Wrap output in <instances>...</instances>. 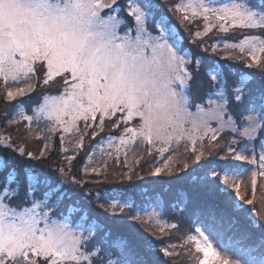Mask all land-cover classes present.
I'll return each instance as SVG.
<instances>
[{
    "label": "snow or ice",
    "instance_id": "obj_1",
    "mask_svg": "<svg viewBox=\"0 0 264 264\" xmlns=\"http://www.w3.org/2000/svg\"><path fill=\"white\" fill-rule=\"evenodd\" d=\"M143 2L145 7L153 6L151 0ZM119 7L117 0H0V80L6 86L7 98L15 101L17 97H23L33 90V81L38 79L37 72L43 76L42 83L45 86L60 77L57 82L66 86L63 94L46 96L44 103L35 110V119L39 120L40 114H43L50 122L47 127L49 133L62 130L65 136L71 134L76 140L77 150L84 148V136L89 129H92L95 138L104 131L105 120L116 117L118 113L123 119L120 122L113 120L112 127L119 128L120 123L128 125L136 118L138 124L136 127H125L118 142L114 136L107 138L105 146L112 150L106 153L108 156L115 153L118 157L122 148L134 145H147L162 155L169 152L173 145L183 144L185 149L191 146V151L195 153L198 141L217 140L219 130L211 126V121L219 122L223 127L222 114L227 101L217 103L209 99L208 109L196 105L195 113L190 110L185 89L189 87L192 75L185 65L191 60L188 53L180 54L182 47L178 33L174 29L167 35L165 29H161L156 36L148 33L145 27L146 13L139 4L133 3L128 11L134 17L136 35H131V30L121 35L118 29L123 21L114 14ZM109 8L112 9L111 13L101 15L104 9ZM176 10L190 12L193 18H203L205 30L203 33L196 32L197 37L207 35L214 27H218L222 33H229L230 29L264 31V0H256L255 4L233 2L220 6H216V0H187ZM184 19L188 20V15ZM220 46L218 43L213 44V52ZM222 46L226 50H238L241 58L250 61L247 67L251 69L256 65L261 78H264V38L247 35L238 43H223ZM199 63L197 60V70ZM214 71L215 74L210 77L213 81L218 75H223L226 69L218 65ZM247 79H241L239 86L234 89L236 101L241 100ZM21 83L25 86H19ZM215 94L223 95L220 92ZM162 110L171 114L174 129L170 127L169 134L154 138L155 121L152 117ZM259 110L264 111V103ZM98 115L100 118L97 123ZM33 119L25 115L21 107L18 118L9 123L24 120L31 124ZM246 120L243 135L252 141L264 124L255 108ZM80 122H83V131ZM186 123L192 124L191 131L185 129ZM200 129H204L203 132ZM232 130L237 131L235 127ZM65 136L60 137L61 142ZM48 140L50 137L43 144L45 150L49 147ZM0 147L17 151L21 157L38 158L32 152L25 153L23 147L14 148L8 136L0 137ZM204 147L200 144L199 154L195 157L197 161L204 156ZM63 151L66 153L68 149ZM100 151L104 154V149ZM228 152L233 153L235 161H247L256 166V170L252 171L255 196L256 177L264 176V150L259 155V163L255 153L249 158L243 151H236L231 146ZM44 155L45 151H41L39 157ZM95 155L96 151L93 150L87 156L88 164H92ZM124 156L126 159L127 151ZM75 159L74 154L65 156L69 163ZM9 163L15 162L0 157V171L6 169ZM171 163L172 160L168 159L162 167H154L152 175L158 177L165 170L170 173ZM57 170L66 174L63 168ZM23 171L28 181L25 196L32 198L30 207L25 206L19 211L5 202L19 194V171L15 166L9 170L7 181L0 189V264H148L143 258L130 261L124 245L122 249L126 255L119 261L94 245L86 249L92 237V227L85 234V230H81L80 226L73 227L67 218L63 221L53 219L51 213L59 206L62 196L56 203L50 204L51 192H45L43 200H36L35 185L39 178L27 167ZM84 171L87 172L88 168L85 167ZM91 171L100 174L97 167H92ZM233 175L238 178L237 174ZM13 181H17L15 189L10 187ZM224 182H227V178ZM43 183L49 181L45 179ZM221 191L226 192L227 189ZM229 196L236 209L242 207L239 203V186L235 189V195ZM248 203L252 204V201ZM112 207L116 205L112 204ZM133 218L140 219L139 216ZM253 223L258 226L256 222ZM164 227L175 228L176 225L165 224ZM208 230H211L210 225ZM195 232L200 239L189 236L187 242L195 241L196 251L203 253L204 259L200 264H210V257L212 261H218L222 255L227 256L229 253L234 257V264H264V239L260 241L259 247H242L239 240L229 238L225 242L221 239L220 248L223 251L220 252L213 248L208 236L199 227L195 228ZM147 247L149 251L159 250L165 256L173 254L168 247L157 249L151 242ZM223 264H229L228 260L225 259Z\"/></svg>",
    "mask_w": 264,
    "mask_h": 264
},
{
    "label": "trees",
    "instance_id": "obj_2",
    "mask_svg": "<svg viewBox=\"0 0 264 264\" xmlns=\"http://www.w3.org/2000/svg\"><path fill=\"white\" fill-rule=\"evenodd\" d=\"M154 1L152 0V5ZM244 1L249 4L256 3V0ZM180 2L181 0H162L158 7L149 8L153 15L149 11H147V15L153 16L154 28L157 29V25H160L161 28L167 30V33L174 29L181 39L184 30L188 27L179 26L175 20L179 12L176 9ZM142 5L147 8L144 6V2ZM127 6L123 11H117L118 15L126 17L128 15ZM216 30L218 31V27H214L206 37L201 35L203 37L201 38L200 36L198 42L201 44V48L204 50L207 48L206 52L208 53L204 55V58L196 57L195 63L187 66L188 72L192 75L189 90L193 101L198 105H206L208 99L216 93L217 89L223 87L229 106L246 103L243 108L257 109L259 116L263 118L262 124H264V111L259 110L260 105L264 103V78H261L260 73L257 75L255 72L250 73L246 70H233V65H227L221 61V58L208 59L212 56V58H216L225 54L224 50L220 49L222 46L218 47L215 52L212 50L213 44L221 45V35L219 38ZM197 60L200 62L199 70L195 67ZM218 65L226 69L224 73L227 75V80L225 84L221 83L222 86L220 81H213L210 78L211 74H215L214 70ZM234 75H242L250 80L244 86L240 101L235 100L234 89L239 84L235 85ZM52 85L55 87H50L48 92L59 94L63 85L57 81ZM249 99H253V101ZM4 104V99H0V111L5 108ZM14 112L18 113L15 108L12 110V113ZM16 114L13 116L8 113L5 117H9L7 120L9 122L18 118ZM17 124L23 127L25 121L19 120ZM24 127L26 128V125ZM6 129L7 125L2 122L0 137L8 136ZM107 132H100L93 138V133L87 131L84 136L85 146L79 150L76 149V140L75 144L69 147L65 140L61 142L62 135L56 134L52 136L53 140L50 141L47 150L42 147L39 149L40 152L45 151L44 157L40 158L39 153L35 160L28 159L26 156L21 157L17 151L0 147V157L6 161L15 162L14 164L9 163L6 169L0 171L4 181L3 186L7 181L9 170L15 166L19 171V194H23L24 191L26 193L28 181L26 176H23L26 175L23 169L27 167L33 175L39 178V182L35 185L34 197L42 200L45 192H51L49 203L52 204L62 196V199H59V206L51 213L52 217L56 219L68 218L73 226L82 227L86 233V230L92 227V237L89 244L85 246L86 249L94 245L109 252L111 258L117 261L125 258L126 252L122 249V245H124L127 249V258L130 261L143 258L148 261V264H153L154 261L155 264H200L203 253L196 251L195 242H187L189 233H191L190 229L192 227L195 229L196 225L208 229L210 225L211 230L218 233L221 236L220 240L223 239L225 242L231 238L233 241L239 240L242 247H259L260 241L264 239V232L254 226L252 220L244 215L243 209H236L231 199L219 195L214 190L207 188V185L189 183L183 179L180 182L181 180H177L178 178L170 176L152 175V171L157 165L154 159L146 157L145 154L142 153L143 157L137 154L141 151V147L136 152L133 151V155L127 154L126 159L124 155L106 156V158L102 157L96 161V164L93 162L88 164L87 156L91 155L93 150L96 151L95 148L109 134ZM114 133L118 134V130ZM40 140L45 142L47 138L41 136ZM87 140L89 141L87 142ZM16 141L11 140L13 146L18 148V145L15 144ZM28 145L27 150L34 152V148L30 144ZM66 147L68 151L65 153L63 149ZM35 152L38 153V150ZM184 153L185 151L181 150L180 156L185 157ZM68 154L76 156V159L69 164L62 160ZM180 156L176 160H181ZM140 157L141 159H139ZM85 167L88 168L87 172L84 171ZM92 167L99 168L100 174L93 173ZM59 168H63L66 174H61L57 170ZM129 177L131 178L129 179ZM45 179L49 183H43ZM73 181L80 183L76 184ZM16 186L17 181H13L10 185L12 189H15ZM57 188L58 190H56ZM261 197H263V191ZM112 204H115L116 207L113 208ZM153 206L161 208L169 225H176L175 228L171 227L169 231L162 232V239L170 237L175 243L174 252L176 253L168 257L157 251H149L148 243L156 245L159 239L152 241L149 238V233H144L140 227L134 226L130 222L136 220L133 218L134 216H139ZM69 209L73 211L70 212ZM228 218L234 222V226L227 223Z\"/></svg>",
    "mask_w": 264,
    "mask_h": 264
},
{
    "label": "rangeland",
    "instance_id": "obj_3",
    "mask_svg": "<svg viewBox=\"0 0 264 264\" xmlns=\"http://www.w3.org/2000/svg\"><path fill=\"white\" fill-rule=\"evenodd\" d=\"M152 2V0H151ZM162 2V0H155L153 3V6L158 7L159 4ZM187 0H181L180 5L183 3H186ZM233 2H245L244 0H216V6H220L222 4H228ZM136 3L139 4L142 10L146 13L145 18V27L148 31V33H151L152 35L156 36L159 35L161 32L160 25H157V29L153 27V13L149 11V8L143 7V0H117V4L120 6L118 9L119 11H123L125 9V6H127L126 11L128 15L126 17L118 15V12L114 13L117 15V18L122 20L123 23L120 25L118 31L121 35L128 34L129 30H131V35H136V24L134 21V17L129 14L128 8L131 4ZM112 7H116V5H113ZM112 9H104L101 13V15H107L108 13H111ZM147 11L151 15H147ZM188 15L189 19L185 20L184 16ZM179 26H186L187 29L184 30V35L180 39V44L182 47V51L180 54L188 53V57L191 60V63H188L185 65V68L188 70L187 66L190 64H194L196 57H203L207 54L203 48H201V44H199V38L196 36V32L203 33L205 30V22L202 17H196L193 18L191 16L190 12H184L179 11L177 13V16L175 18ZM189 29V30H188ZM188 30V32H187ZM219 38L221 46L223 43H238L240 39H243L244 36L247 35H257L264 38V31L262 30H240L235 29L229 31V33H222L216 30ZM165 34H169L165 32ZM207 35H203V37H206ZM201 36V38H203ZM169 42H172V38H170ZM221 50H224V55H221L220 57L217 56L216 58H208V59H222L221 61L227 63V65H233V70H246L247 72H255L257 75H259V69L256 67V65H253L251 69L247 67V63L250 61L247 60V58H241V54L238 50H226L222 47H220ZM39 65V62H38ZM196 65V64H195ZM44 71L46 72V66ZM38 79L33 81V84L35 85L34 89L31 91H28L25 96L23 97H17L15 101L9 100L7 98V92H6V86L3 83L2 80H0V99H4L5 101V108L0 111V124L4 122V124L7 125V135L10 137L11 140H17L16 145H18L19 149L20 147H23L25 153L31 152L28 151V144H30L34 149V152L32 151L33 155L37 156L40 153L41 147L43 148V144L46 142H42L40 140L41 136H45L46 138L50 137V140L47 142L50 143L52 139V136L59 134L62 136H65L62 130L57 131L56 133H49L47 131V127L50 124L49 121H47L46 117L43 114H40L41 118L39 120L35 119L37 116V112L35 111L37 108H39L43 103L46 96H54V95H62L63 89L60 91L59 94H55V92L51 93L48 92L50 87H55V85H52V83L56 82H50L48 86L43 85L42 80L43 76L37 72L36 73ZM231 78V75H229ZM60 77H57V81H60ZM235 85L240 84L241 79H244L242 75H234L233 76ZM227 80V75L223 73V75H218L217 79L215 81H220L221 83L225 84V81ZM250 80H246L245 84H247ZM190 82V81H189ZM188 82V83H189ZM222 84V85H223ZM244 84V86H245ZM52 85V86H51ZM221 85V86H222ZM19 86L23 87L25 86L23 83H21ZM13 87H15L13 85ZM61 88V87H59ZM220 92L223 95L217 96L214 94L209 99L216 101L217 103H222L223 101H227L225 92L223 87H220L217 89L216 93ZM185 94L189 97V107L190 110H195L196 112V104L194 99L191 97L189 87L185 89ZM208 99V101H209ZM253 101V99H249ZM201 105L205 109H208L210 105ZM246 103H241L238 105H235L233 107L228 105V102L226 103L223 114H222V123L223 127L221 128V124L219 122L213 123L211 126L214 129L219 130L218 131V139L215 141H212L210 139H205L203 141H198L197 143V152L191 151V146H189L187 149H185L184 145L181 144L180 146L173 145L172 149L169 152L163 153L162 155L155 150H151L149 146H127V148H122L120 156L124 155V152L127 151V154H134L133 151L136 152L137 149L140 147L142 148L141 151H139L137 154L139 156H142V153L146 155V157L154 159L157 166H163L164 163L168 162V159L172 160V163L170 164L171 172L169 173L168 170H165L164 173L161 175L164 176H170L171 178H178L177 180L182 179L189 182V183H197L201 185H207L206 187L214 190L221 196H225L230 199L229 194L235 195V189L237 186H239V203L242 205L241 208L244 211V215L249 217L253 222H256L257 227H259L264 232V176H257L256 177V187H255V196L253 195V185H252V171L256 170V166L250 165L247 163V161H235L233 159V153L228 152L229 146L234 148L236 151H243L246 156L251 158L253 153H255L257 157V163H259V155L262 150H264V128L260 130L257 137L249 141L247 137L243 135V129L247 126V120L246 117L250 114H252V110H248L246 108H243ZM200 105V104H199ZM21 107L24 110V114L28 116L34 117L31 124H29L28 121H25L26 128L23 126H20L17 124L14 126V123H11L7 121L9 117H5L8 115V113L13 114V116L17 113H12L13 108L18 111L16 114V117L19 116ZM259 115V113H258ZM260 117V116H259ZM99 115L97 117V123L99 121ZM17 118H14L16 120ZM123 117L120 113L117 114L116 117H112L111 119L105 120V129L103 132L108 131L109 133L106 138H104V141L100 143V145L95 148L96 149V155L93 157V163L96 164V161H98L100 158H106V153L109 151H112L111 149H107L105 146V141L109 136H114L117 138V142L120 136L124 134V128L125 127H136L138 124V118L134 119L132 122H130L128 125H125L123 123H120L119 128L112 127V121L116 120L117 122L122 121ZM261 123H263V118H261ZM14 124V125H13ZM81 124V130L83 131V122H80ZM12 126V127H11ZM29 127H31L32 131L29 132ZM233 127L237 129V131H233ZM118 130V134H115L114 132ZM92 132V130H88V132ZM93 133V132H92ZM99 135V134H98ZM88 136V135H87ZM90 138V136H89ZM67 142V146L71 147L75 141L73 136L71 134H68L65 136L64 139ZM90 140V139H89ZM87 140V142L89 141ZM235 141L236 143H232ZM12 143V142H11ZM200 144L205 145L204 147V156L201 157L199 161L195 159V157L199 154L200 151ZM63 146H66L63 144ZM16 147V146H15ZM14 147V148H15ZM67 148V147H66ZM101 149H104V154L101 153ZM35 150H38V153L35 152ZM181 150H184V156L181 157ZM69 155V154H68ZM117 156L115 153L111 156ZM180 156L181 160H176ZM38 157V156H37ZM143 157V156H142ZM95 159V161H94ZM141 159V157L139 158ZM63 162H66L69 164L65 158H62ZM185 165H187L185 167ZM214 167V168H212ZM237 174L238 178L234 177L233 174ZM174 174V175H173ZM49 175V174H48ZM26 176V175H23ZM168 177V178H170ZM225 178H227V182L225 183ZM3 176L0 174V189H2L3 186ZM191 189H193L191 187ZM221 189H227V191H221ZM263 191V197H261ZM30 198V199H29ZM26 198L25 191L23 194L16 195L15 197L9 198L6 200V203H9V206L16 208L19 211L23 210V207L31 206L32 198L29 197ZM36 200L37 197H34ZM31 200V201H30ZM43 200V199H42ZM252 201V204H249L248 201ZM220 211V210H219ZM221 212V211H220ZM155 213L153 216L152 214ZM52 216V215H51ZM140 219L130 221L132 225L138 226L142 229L144 233H149L150 239L152 241L159 239L156 243L157 249L162 248H169V251H171L173 254L175 250V243L173 242V239L170 237H162L163 231H169L171 227H164L165 224L169 225L168 220L166 219L163 211L158 206H153L148 208L146 211L141 213L139 215ZM53 219H56L55 217H52ZM65 219V218H64ZM64 219H57L63 221ZM68 219V218H67ZM69 220V219H68ZM159 220L160 223L157 224L156 221ZM70 221V220H69ZM71 223V221H70ZM227 223L231 226H234V222L228 218ZM254 224V223H253ZM129 225V224H128ZM73 226V225H72ZM77 227V226H73ZM202 232L205 233L206 236H208L209 241L212 243L213 248L217 251L222 252L223 250L220 248V235L212 230H208V228H205L203 226H198ZM134 229V227H132ZM144 229V230H143ZM220 231L221 228L219 227ZM81 230L82 227H81ZM189 236H196L197 240H199V235L195 232V229L192 227L190 229ZM222 232V231H221ZM220 233V232H219ZM85 234H87L85 232ZM195 242V241H193ZM190 243V242H189ZM196 243V242H195ZM171 246V247H169ZM178 250V249H176ZM157 252L161 253L163 256V252L156 250ZM180 253V252H177ZM172 254V255H173ZM168 257V256H165ZM35 258V257H33ZM42 261V258H39ZM204 259V256H203ZM227 259L229 264H234V257L231 256V253L229 255L225 256L222 255L220 260L218 261H212L211 257L209 258L210 264H223V261Z\"/></svg>",
    "mask_w": 264,
    "mask_h": 264
},
{
    "label": "clouds",
    "instance_id": "obj_4",
    "mask_svg": "<svg viewBox=\"0 0 264 264\" xmlns=\"http://www.w3.org/2000/svg\"><path fill=\"white\" fill-rule=\"evenodd\" d=\"M193 113H195V110H191ZM152 119L155 121V127L153 130L154 138L156 136H164L169 134L168 130L170 127L174 129V122L171 119V114L166 111H160L155 116L152 117ZM215 123V121H211V125ZM185 129L191 131L192 124L186 123L184 125ZM204 129H200L201 132H203Z\"/></svg>",
    "mask_w": 264,
    "mask_h": 264
}]
</instances>
